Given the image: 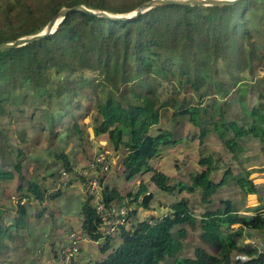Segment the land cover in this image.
Returning a JSON list of instances; mask_svg holds the SVG:
<instances>
[{"label": "trees", "instance_id": "trees-1", "mask_svg": "<svg viewBox=\"0 0 264 264\" xmlns=\"http://www.w3.org/2000/svg\"><path fill=\"white\" fill-rule=\"evenodd\" d=\"M145 1L4 0L0 42L41 29L63 6L87 4L124 13ZM257 5L264 7V0L215 6L168 4L130 20L75 11L55 33L0 52V183L18 177L21 193L15 205H0V256L6 255L9 241L31 233L33 205L42 206L61 195V187L51 192V177L62 170L76 171L70 154L60 146L72 137L80 143L85 140L87 131L79 120L85 112L91 115L95 136L106 137L116 151L123 152L127 178L150 173L155 188L167 193L198 192L203 203H211L219 189L232 182L244 196L256 193L251 171L235 172L228 162H241L250 140L263 144L264 152V80L254 81L264 43L252 38L255 27L247 28L245 23V11ZM250 86L259 88L258 100L251 106L246 100ZM17 112L29 117L33 130L50 140L53 161L44 163L45 174H36L32 162L26 164L28 154L12 141L4 125ZM167 112L173 123L187 119L198 130L200 143L216 135L230 161L210 151L200 158L201 168L190 172L188 181L172 183L152 163L166 146L182 141L160 126ZM17 132L22 143H29L31 134L25 128ZM55 166L59 169H51ZM79 178L87 181L80 174ZM100 183V202L106 207L124 201L119 188L104 186L103 179ZM129 195L128 221L137 216L138 207L149 208L154 197L144 182ZM220 203L216 209L207 207L199 220L204 247L196 248L194 258H181L177 254L182 244L175 231L184 236L183 225L197 221L187 199L171 203L164 213L149 215L151 223L143 219L128 228L120 226L114 244V236L102 230L104 220L95 195L87 191L80 205L81 233L97 244L103 240L101 252L110 253L84 264H163L167 258H174L173 264H264V249L239 244L244 232L249 236L264 233V214H240L231 199ZM34 216L40 219L41 209Z\"/></svg>", "mask_w": 264, "mask_h": 264}, {"label": "rangeland", "instance_id": "rangeland-1", "mask_svg": "<svg viewBox=\"0 0 264 264\" xmlns=\"http://www.w3.org/2000/svg\"><path fill=\"white\" fill-rule=\"evenodd\" d=\"M3 1L4 0H0V3ZM6 1L14 2L15 0ZM245 18L247 28L255 27L254 36H252V38L255 41L264 43V7L257 5L249 8L245 11ZM261 47L259 55H263V57L262 60L256 61V78L254 81L264 80V45L262 44ZM50 72L54 78H57L53 69H51ZM258 90L259 88L256 86H250L248 88L246 100L250 106L258 100ZM31 113L32 111L29 115ZM81 115H85L79 117V120L84 123L87 131L85 140L80 143L75 137H72L64 143V146H60L65 149L64 151L70 154L71 161L74 163L76 167L75 170L78 171V173L76 171L67 173L66 175L68 178H66L65 175L62 174V170L59 175L56 173L55 176L51 177L50 180L52 182H48L49 186L52 187L51 192H56L55 187H61V195L54 200L45 201V204L42 206L33 205L30 216V221L32 223L31 233L16 236L12 242L9 241L10 246L5 253L6 255L0 256L1 264H64L62 258L60 260L58 257L62 255V249L68 245L71 237L70 234L72 232H81V199L82 195L90 191L89 180L91 178L98 179L99 181L103 179L104 186L119 188V191L123 193L125 199L119 203L117 202V205L124 206L128 211L129 201L131 200L129 194L137 192L142 182L148 185L149 192L154 195L150 207H138L137 216L129 219V223L127 222L125 225L127 228L132 226L131 224L133 221L143 220L148 215L168 211L171 203L178 199H187L193 213L197 217V221L196 224L183 225L186 232L184 236H182L178 230L175 231V237L180 240L182 244V249L177 254V256L181 258H194L196 248L199 246L204 247L199 220L207 207L216 209L217 206L221 205V199H231L235 203L234 209L240 214H264V152L262 150L263 144L259 141L250 140L246 143V149L242 153L241 162H237L236 160L228 162L229 166L234 169L235 172L251 171L249 178L257 185V192L249 193L244 196L239 185L232 182L221 187L218 193L213 196V201L211 203H203L198 192L193 194L186 191L181 193H167L155 188L152 184L150 173L127 178L122 164L123 152L116 151L113 145L106 140V137L95 136L92 126L93 120L91 119L90 113L86 114L85 112ZM28 119L29 117L17 112L12 117L11 123L6 119L4 125H6L7 130H9L12 141L23 147L22 149L28 154L29 159H26V164L32 162L30 166L37 167V169H33L36 174H45L48 169H46L44 163L46 160L53 161V159L49 157V147H51L50 140L47 139L45 134L34 131L33 125ZM160 126L172 130L176 138L182 137L180 143L166 146L162 150L160 156L152 160L154 166L171 177L172 183L188 181L189 173L201 168L198 163L200 158L207 155L210 151H218L226 160L230 161L226 149L220 143L216 135H212L206 138L204 143H200V139L197 136L198 130L193 127L187 119H180L177 123H173L171 113L167 112L162 117ZM22 128H25L26 131L31 134V139L28 141L29 143H22L19 140L17 129ZM99 154L109 155V167L106 170L92 172L90 175H87V181L83 183L79 178V174H81L82 170L87 169L94 157ZM32 157L40 159L39 164L33 162L34 160H31ZM51 169L58 170L59 166H55ZM29 170L27 174L31 175V169ZM59 176H63L62 179ZM38 178L40 179L41 177L38 176ZM219 178L220 176L217 177V181H219ZM18 184V177L13 181L0 183L1 206L10 207L15 205L21 195V193L17 191ZM101 190L102 185L98 190V198L101 196ZM98 198L95 197L96 203ZM34 203L36 204L37 202ZM133 205L135 207L138 206V202H134ZM39 209H41L40 219L34 216ZM233 227L237 228L239 224H235ZM179 228H182V226ZM118 231L119 230L113 235L114 244L118 238ZM247 232H244L243 237L239 239V244L244 246H255L263 251L264 233L257 236H249ZM252 232L258 233L256 231ZM102 243L103 240L98 244L82 240L80 243V250H78L77 255L74 257L75 264H84L89 261L107 257L110 252L104 254L101 252ZM237 254V252H234L233 257L236 258ZM4 259L6 260L4 261ZM173 261L174 258H167L166 262L163 264H173Z\"/></svg>", "mask_w": 264, "mask_h": 264}, {"label": "water", "instance_id": "water-1", "mask_svg": "<svg viewBox=\"0 0 264 264\" xmlns=\"http://www.w3.org/2000/svg\"><path fill=\"white\" fill-rule=\"evenodd\" d=\"M242 0H148L140 4L137 8L124 12L117 13L109 10L93 8L87 4H79L73 7L63 6L60 11L48 21L41 29L32 33L23 34L17 38L9 39L0 42V52L9 51L12 49L20 48L28 44L34 43L40 39H43L53 33H55L60 24L65 18L72 12L83 11L92 15L101 16L105 18H111L115 20H130L135 17L148 12L153 7L168 4L178 5H200V6H215V5H230L236 4Z\"/></svg>", "mask_w": 264, "mask_h": 264}, {"label": "built area", "instance_id": "built-area-1", "mask_svg": "<svg viewBox=\"0 0 264 264\" xmlns=\"http://www.w3.org/2000/svg\"><path fill=\"white\" fill-rule=\"evenodd\" d=\"M102 154V153H101ZM95 156L92 162L88 165L87 169L81 171V176L86 177L87 175H90L92 172H99L106 170L109 167V155H101ZM62 174L67 177V173L65 171H62ZM101 187V183L98 179L91 178L89 180V188L90 191L95 195L96 198H98V190ZM97 209L104 220L103 225V232L104 234L108 235H114L118 228L122 225L127 224V217L129 211L124 206H119L117 204H112L110 208L106 207L102 202H100V197L97 200ZM145 220H148L150 223L153 222V219L149 217L144 218ZM160 219H162V216H160ZM70 240L66 247H64L61 251L62 255L58 258H62L64 264H73L74 257L77 255L78 250H80V243L82 240L86 242H94L93 239L89 238L86 235H83L81 232L74 233L72 232L70 234Z\"/></svg>", "mask_w": 264, "mask_h": 264}, {"label": "crops", "instance_id": "crops-1", "mask_svg": "<svg viewBox=\"0 0 264 264\" xmlns=\"http://www.w3.org/2000/svg\"><path fill=\"white\" fill-rule=\"evenodd\" d=\"M100 242V241H99ZM95 243H97V242H95Z\"/></svg>", "mask_w": 264, "mask_h": 264}]
</instances>
